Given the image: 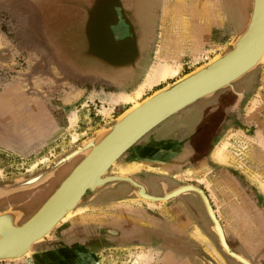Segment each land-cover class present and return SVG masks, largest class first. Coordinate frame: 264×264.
Segmentation results:
<instances>
[{"label": "crops", "instance_id": "0c3cea01", "mask_svg": "<svg viewBox=\"0 0 264 264\" xmlns=\"http://www.w3.org/2000/svg\"><path fill=\"white\" fill-rule=\"evenodd\" d=\"M82 1H84V8L82 9L84 11L79 12L81 18L78 22L95 26L91 30L94 34V47L89 48L90 51L82 55L94 57L90 59L92 65H102L108 69L104 73L95 72L94 69H91L84 72L85 75L82 74L85 78L83 79L84 84L98 85L101 88L100 92H93L96 93L94 98H98L102 92H132L145 77L148 66L157 58L173 59L182 64V69L176 77L147 90L142 97L144 98L168 81L171 82L191 71L193 64L201 60L198 58L203 57L206 49L211 48L212 45L218 48L225 46L237 33L235 18L237 0H156L157 4L153 0L150 4L153 3V7L158 5L157 8L159 9L153 11L155 15L152 22H149V19L148 22H145L146 18L143 17H134L131 4L124 3V0H112L118 2L117 4L121 6L124 16L121 15L122 22L120 25L116 24V19L109 21L110 28L113 27V31L110 29L111 38L120 41L129 36L133 39L134 47H131V50H136L133 52L131 60H125V56H129L130 50L117 52V50L97 46L98 41L105 40L103 34L99 33L97 25L101 24L102 21L103 23L107 22L104 19L107 9L105 7H108L106 2L111 0ZM245 1L250 2V0ZM132 2L135 5L134 0ZM246 6L244 2L241 11L242 21ZM87 8H90L89 11L85 10ZM150 23L153 30L149 38ZM186 29L188 30L185 31ZM144 40H148V52L144 54L147 65L142 71L137 66L142 57V42ZM135 68L139 69L138 76L130 84L124 75L122 77L119 75L120 72L129 73ZM186 68L189 70L186 71ZM118 78L121 79L118 80ZM239 89H242V85L236 81L231 87L217 90L213 95L200 98L169 116L132 144L109 168L108 173H118L117 169H111L113 167L140 164L138 169L128 171L125 175L142 184L147 193L162 196L165 192L185 183L203 185L193 178H187V169L211 168L216 174V183L227 188L225 192L223 191L224 193L219 192L220 195L218 196L223 198L220 220L225 222L223 223L224 231L232 233L236 239L234 245H230V250L243 255L251 262L252 257H255L258 259L256 264H264V220L259 217L258 211L252 204V200L248 199L243 186L235 176L230 174L229 168L231 167L221 166L215 163L211 157V152L220 138L225 133H231L229 131L236 127L239 120V110L244 100L241 97L238 98ZM25 107L23 114L28 113L30 108L27 105ZM33 110L35 109L30 108L32 114H34ZM38 110L42 111L43 119L48 121L52 119V123H48L50 130L46 133L51 138L59 129H55V125L59 127L56 123L57 112L50 111L45 105ZM44 137L42 135L40 141L48 140ZM81 159L82 156L77 163ZM72 169L70 168L52 185L50 183V188L44 192H37L39 194L34 200L28 201L26 204L23 203L25 209L12 208L10 207L12 203H10L8 208L0 209V212L7 209L20 210L23 214L18 223L21 224L42 205ZM53 176L54 173L38 172L32 176L15 178L12 188L4 190L5 195L3 197L13 194H21L22 196L30 193L48 182ZM35 178L39 179L27 185L21 183ZM164 185L166 186L164 187ZM135 189L127 181H112L94 191H86L87 194L90 193L91 198L85 207L87 210L85 214L88 217L84 220L87 226H84L83 229L85 231L89 229V232L94 229L99 232L101 246L121 244L130 239L143 247L151 246L150 248L154 247L161 252L164 250L167 257H180L182 260L183 254L186 256L189 251L187 243H183V232L188 233V225L194 223V226L198 227L202 233L208 231L204 229V224H200V221L197 220V224H195L196 219L192 215L194 214L193 207L198 211L199 216H203L205 213L202 199L195 192L181 193L168 199L164 203L165 207H161L162 211H159L156 209L158 208L156 205H150L146 201L144 203L135 194ZM206 191L208 192L207 189ZM2 195L0 193V196ZM207 195L215 209L218 204L216 206L209 192ZM154 202L155 204L161 203L159 201ZM82 211L76 210V215ZM25 212H27L26 215ZM227 213L230 217L232 216L230 224L223 217V214ZM73 215L69 218H72ZM236 215L240 217L238 218ZM237 218V225L234 227ZM213 247L212 245V249ZM185 260L189 262L187 259ZM171 261V259L168 260V262ZM232 262L242 264L236 259Z\"/></svg>", "mask_w": 264, "mask_h": 264}, {"label": "rangeland", "instance_id": "374dc122", "mask_svg": "<svg viewBox=\"0 0 264 264\" xmlns=\"http://www.w3.org/2000/svg\"><path fill=\"white\" fill-rule=\"evenodd\" d=\"M124 1V3L131 4L134 17L146 18L145 22H148V19L149 22H152L155 15L153 11L159 9L158 5L153 7V3L150 4L153 0H134L135 5L133 0ZM244 2L247 6L243 11L242 21L241 11ZM106 3L108 7H105L107 9L104 19L107 22L103 23L102 21L97 25L99 33L103 34L105 40L98 41L97 46L117 50V52L130 50V54L125 56V60H131L133 52L136 51L131 50L134 47L133 39L127 36L120 41H115L110 34L109 21L115 20L118 11L123 16L124 12L117 1L111 0ZM155 4H157L156 0ZM83 5L84 1L82 0H0V181L36 173L53 160L68 154L83 140L91 137L99 128L111 124L129 107L128 104H120L114 110L106 113L105 109L108 110L110 107L107 98L111 92L98 93L100 97L94 98L96 93L93 92H100L101 88L98 85L84 84L83 75H85L84 72L91 69L99 73H104L108 69L102 65L94 66L87 60L85 62L83 55L74 56V65L71 64V59L68 56L70 49H67L68 44H65L67 41H53L51 37L57 30L56 24L67 22L69 17L76 19L81 15L79 12L84 8ZM70 9L73 10L71 16ZM75 10L78 11L76 14ZM235 10V15H238L235 16L236 34H238L246 25L251 10V0L249 3L245 0H237ZM75 26L80 30L83 28L82 23ZM91 26L94 29L95 26L90 24H88V29L91 30ZM149 26L148 37L150 38L153 29L151 23ZM67 32L64 28L59 34L63 35ZM229 43L221 48L212 45L211 48L206 49L203 57L198 58L201 60L193 64L192 69L230 49ZM146 52H148V40L142 42V57L138 62L140 65L137 66L141 70L147 65L146 57H144ZM138 68L129 73L120 72L119 75L121 77L124 75L130 84L137 79ZM120 79L118 78V80ZM237 81L242 85V89L238 91L242 93L241 98L245 90V97L239 110V120L236 127L229 131L231 133H225L216 146L229 137L234 148L242 149L238 155L244 158V154H246L251 168L264 173V148L260 146L257 135L259 131L264 134V61ZM77 91L80 93L76 97L67 100L69 95L73 92L77 93ZM257 91L261 92L262 106L255 112L249 113L246 110L251 105L252 97ZM13 99L14 101H12ZM26 105L35 109L33 110L34 114L30 112V108L28 113H22L25 111ZM44 105L50 111L57 112L58 116L56 123L59 127L55 125V129H59L51 138L46 133L50 130L48 123H52V119L49 121L43 119L42 111L38 110ZM36 108L38 109L36 110ZM74 113L77 114V117L71 121L72 116L70 115ZM73 134H77V141L73 140ZM42 135L48 140L40 141ZM240 140L246 141V149V146H243L244 142ZM80 157L81 155H78L73 158L71 169ZM41 158L47 159L41 161ZM225 166L231 167L229 168L230 174L235 176L243 186L248 199L252 200V204L258 211L259 217L264 220V189L260 183L245 170L244 165L232 163ZM111 169H117L119 173L121 171L119 167ZM262 176L261 174L260 180L264 182V176ZM186 177L190 178L188 175ZM200 187L206 194L209 192L211 195L206 185L203 184ZM90 198V193H86L82 201L75 207L76 210L82 211L83 209V211L76 215V210H74L75 216L68 217L69 219L61 222L44 240L35 243L27 256L18 260H3L0 261V264H129L134 254L151 249V246L143 247L130 239L121 244L101 246L99 232L94 229L90 232L89 229L88 231L83 229L84 226H87L84 221L88 217L85 214L87 212L85 207ZM211 199L213 200L212 195ZM142 200L144 203L146 201L150 205H156L158 207L156 209L159 211H162L161 207H165L164 203L166 202L159 201L161 203L155 204L154 201ZM213 202L217 206L218 203L214 200ZM218 209L219 205L215 208V212L224 229L223 223L225 222L220 220L222 210ZM204 212L203 216H199L198 211L193 207L194 214L192 215L196 219L195 224H197V220L200 221V224H204V229L208 231L203 234L207 237L199 236L194 223L188 225V233L183 232V243H187L188 255L183 254L182 260L180 257H167L155 264H210V261L222 264V261L215 255L212 245L221 254L226 264H235L232 262L234 259L222 250L217 235L211 229L212 221L206 210ZM223 217L227 223H231L232 216L230 217L227 213L223 214ZM238 218L234 227L237 225ZM224 233L229 246H233L236 239L232 233L228 231H224ZM196 239L200 242H197ZM162 252L164 254V250ZM162 252L161 255H163ZM170 259L172 261L168 262ZM252 259L255 264L258 262L257 258L252 257Z\"/></svg>", "mask_w": 264, "mask_h": 264}, {"label": "water", "instance_id": "95a60500", "mask_svg": "<svg viewBox=\"0 0 264 264\" xmlns=\"http://www.w3.org/2000/svg\"><path fill=\"white\" fill-rule=\"evenodd\" d=\"M229 44L230 49L166 83L138 100L137 104H130L111 124L99 128L66 154L65 161L78 155L82 159L24 222L18 223L23 214L20 210L1 211L0 261L27 256L33 245L49 236L64 216L82 201L86 191H94L112 181H127L136 188L134 192L137 196L150 201H167L185 192L197 193L212 221L211 229L217 235L222 250L242 264H253L250 259L230 250L209 197L200 186L185 183L162 196H155L147 193L145 187L130 176L108 173L117 159L154 126L196 100L231 87L264 61V0H251L246 25ZM241 94L238 93V98ZM34 181L36 178L27 180L25 184Z\"/></svg>", "mask_w": 264, "mask_h": 264}, {"label": "bare ground", "instance_id": "6f19581e", "mask_svg": "<svg viewBox=\"0 0 264 264\" xmlns=\"http://www.w3.org/2000/svg\"><path fill=\"white\" fill-rule=\"evenodd\" d=\"M231 1H233V0H231ZM187 30L188 29H186L185 31H187ZM181 69H182V64L179 61H177V60L167 59V58H162V57L161 58H157L153 63H151L148 66V69H147V72L145 74V77L143 78V80L138 84V86L132 92L118 91V92H111L108 95L109 98H107V102L110 103V107H109L108 110L105 109L106 113H109V111L114 110V108L117 105H120V104H137L138 100L143 97V95L147 92V90L152 89L155 85H159L162 82L167 81L168 79L176 77L180 73ZM78 93H80V91H77V93L73 92L71 95H69L67 97V100L73 99L74 97H76L78 95ZM260 97H261V92L257 91L254 94V96L252 97L251 105H249V107L247 108L246 111H249V113H252V112H255L256 110H258L262 106V99L260 100ZM70 116H72L71 117V121H73L77 117V114L74 113V114H72ZM257 135L259 137L258 138V142H259L260 146L264 148V134H262L259 131ZM77 139H78L77 134H73V140L77 141ZM240 141H243V140H240ZM243 142L245 144L243 146H246L245 147V149H246L247 148V143H246V141H243ZM247 151H248V149H247ZM239 152H242V149L241 148H237V147L234 148L233 144L231 142V139L228 137L227 139H225L222 142H220L213 149V151L211 152V157L215 161V163H217V164H219L221 166H225V165L232 164V163H234V164L239 163L241 165H244L245 170L255 180H257L260 183L261 187L264 189V182L262 180H260L261 179L260 178L261 174L264 176V173L261 172V171H257L255 169L251 168V166L249 165V162L247 160V157H246L247 155L244 154L245 155L244 158H241L238 155ZM46 159L47 158H45V159L41 158V161H45ZM35 162H34V164H35ZM140 166H141L140 164H133L132 166H130V164H129V166H125V167L119 166V169L122 171V173H121V171H120L121 174L119 172L118 173L120 175H123V174L125 175V173H127L128 171L136 170ZM139 169H141V168H139ZM186 175H188V177H190V178H194V179L198 180L200 183H203L204 185H206L209 188V190L211 192V195L213 197V200L216 203H218V205H219V209L218 210L221 211V209H222V205L221 204L223 203V198L218 196V195H220L219 192L220 193H224L225 190H227V188L222 186V184H220V183H218V184L216 183V174L213 172V170L211 168H209V167L197 168V169H187ZM38 179L36 178V180H38ZM21 183L25 184L27 182L25 181V182H21ZM140 198H142V197H140ZM142 199H144V198H142ZM135 200H137V199H135ZM145 200H148V199H145ZM74 210H75V208L73 210H71L70 212H68L64 216L62 221H64L68 217H70L73 214ZM214 211H215V209H214ZM215 214H216V212H215ZM216 217H217V215H216ZM196 231L198 232L200 237H201V235H203L201 230L198 227H196ZM223 232H224V229H223ZM203 240H205V239H203ZM213 250L215 251L216 256L222 261V264H226L224 259H223V257L221 256V254L214 247H213ZM12 258H10V259H12ZM164 258H167V256L166 255L165 256L161 255V252L158 249H152L151 248L149 251L134 254L132 256V259L129 262V264H152V263L155 264V263L159 262L161 259H164ZM16 259L17 258H15V260Z\"/></svg>", "mask_w": 264, "mask_h": 264}, {"label": "flooded vegetation", "instance_id": "af4514ba", "mask_svg": "<svg viewBox=\"0 0 264 264\" xmlns=\"http://www.w3.org/2000/svg\"><path fill=\"white\" fill-rule=\"evenodd\" d=\"M90 8H87L85 10L89 11ZM84 11V10H82ZM73 10L71 11L70 9V16L73 15ZM76 10H75V14H76ZM116 24L120 25V23L122 22V17L120 14V11L117 12L116 16ZM77 20H80V17L77 16L76 19H74V17H69V22L67 23H60V24H56V28L57 30L54 31V34L51 35L53 41L56 40H63V41H67L65 44H68V48L70 49V51L68 52V56L69 59H71V64L74 61V56H81L83 53H86L88 51H90L89 48H93L94 47V34L91 32V30H93V27L91 26V30L88 29V24L80 22L83 24V28H81L82 30L78 29L75 25L79 24V22ZM86 24V25H85ZM66 29L68 32L67 33H63V35H60V31H62L63 29ZM113 28V27H112ZM111 28V30L113 31V29ZM65 34V35H64ZM86 45V46H85ZM64 48V49H66ZM64 55V53H63ZM85 61H90L91 58H94L92 56L89 55H83ZM73 58V59H72ZM74 65V63H73ZM239 93V92H238ZM245 97V90L243 92V99ZM66 155V154H65ZM65 155H62L61 157L53 160L52 162L48 163L45 167H43L42 169H40L38 172H43V173H54V176L45 184H43L42 186H39L37 189L31 191L30 193H26L23 194L21 196V194H13L11 196L8 197H3L5 194L3 193L5 189H10L12 188V183L14 181V179L12 180H6V181H0V193H2L3 195L0 196V209H4L5 207L8 208L10 206V203H12V205L10 207L12 208H19V209H25V205L23 203L26 204V202L34 200V198L36 197V195H38L39 193L44 192L45 190H47L48 188H50V183L51 185L53 184V182H56L59 178L62 177L63 174H65V172H68L70 170V164L72 162L71 161H65L64 157ZM77 163V162H76ZM34 173V174H36ZM32 174V175H34ZM29 175V176H32ZM163 186V184H162ZM166 186V185H165ZM39 192V193H37ZM159 192H162L161 190H159ZM27 214V212H25V215ZM26 217V216H25ZM203 234V233H202ZM204 235V234H203Z\"/></svg>", "mask_w": 264, "mask_h": 264}]
</instances>
